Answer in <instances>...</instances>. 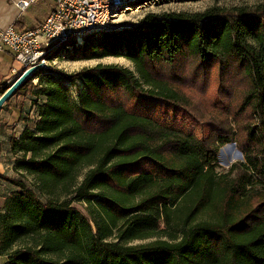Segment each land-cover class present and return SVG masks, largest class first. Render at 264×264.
<instances>
[{"label": "trees", "instance_id": "1", "mask_svg": "<svg viewBox=\"0 0 264 264\" xmlns=\"http://www.w3.org/2000/svg\"><path fill=\"white\" fill-rule=\"evenodd\" d=\"M225 33L229 52L217 48ZM74 41L55 48L49 59L123 55L136 62L144 80L155 83L158 65H172L184 54L199 59L197 68L206 74L219 64L221 80L233 66L248 83L236 117L248 118L240 140L244 161L227 173L217 171L220 147L231 138L224 128L204 138L126 107L118 99L121 92L135 99V106L184 104L159 86L144 88L129 68L100 63L64 77L77 89L75 101L51 66L41 67L15 93L41 100L37 108L32 98L34 128L11 138L21 173L17 179L0 174L15 186L0 214L6 264H264V6L233 16L219 10L149 14L138 25L89 34L79 45ZM9 86L0 82V96ZM104 139L108 142L101 145ZM24 173L34 175L43 189L62 183L65 193L73 187L75 200L108 205L121 240L149 237L161 221L171 223L175 211L183 220L181 237L135 245L109 241L106 228L95 231L69 200L41 199L22 179ZM137 196V202L127 200ZM203 213L208 216L199 219ZM116 219L123 223L116 225ZM31 234L43 236L33 246L15 248ZM64 247L69 253L51 256Z\"/></svg>", "mask_w": 264, "mask_h": 264}, {"label": "rangeland", "instance_id": "2", "mask_svg": "<svg viewBox=\"0 0 264 264\" xmlns=\"http://www.w3.org/2000/svg\"><path fill=\"white\" fill-rule=\"evenodd\" d=\"M264 6V0H131L128 3L123 4L118 13H114L116 17L115 25L116 29L135 26L140 24L144 18L149 14H155L162 16L165 14H187L194 15L197 13H204L211 10H219L221 14L225 16L238 15L240 12H253ZM118 14V15H116ZM217 48L223 52H229V38L225 33L218 42ZM196 51V50H195ZM118 64L123 67L129 68L133 71L135 76L141 81L144 88L153 89L155 87H161L167 94L175 95L177 100L184 102H175L174 107L168 106H149L137 105L135 99H131L122 92L119 93L118 99L124 101L126 107L130 110L147 111L150 115L159 118L168 123L177 124L183 127L185 130L195 132L200 137H207L211 133H215L217 130L226 129L231 132L230 141L220 147L217 161V171L219 173H227L233 164L244 161V156L240 147V140L244 138V124L248 118L242 114L238 116L236 120L238 108L243 102V94H246L248 89V83L246 78L238 73L233 72V66H229L230 70L226 72L224 80L220 78L219 64L213 63L208 74L202 68H197L199 65V59H196L192 54H184L175 61L172 65L160 64L156 72L158 83L152 79L151 82H147L141 76L138 71L137 64L134 60L117 55H107L104 57L88 58L73 60L67 56H58L51 60L50 66L52 68V74L64 80L67 84L68 93L72 100H77L75 86H70L64 77L75 74L86 67H93L97 64ZM17 65L18 69L22 66L12 61L8 56L0 54V82H6L9 79L10 67ZM6 76H8L6 78ZM19 76V75H18ZM16 76V78L18 77ZM6 78V81H5ZM13 81L7 83L12 84ZM29 102L32 98L40 102L39 97H34L32 93L27 95H21ZM12 103L16 100L19 104L23 102L13 95ZM111 102H116V98H111ZM26 103V100H24ZM35 103V101H34ZM37 108L34 107L35 110ZM143 108V109H142ZM234 134V135H233ZM108 140L104 139L101 143L106 144ZM89 167H85L78 172L77 183H80L87 173ZM22 179L32 188H34L38 195L43 200H63L67 199L71 202V205L77 208V210L87 217L95 231H99V228L109 233L107 237L109 241H119L128 245L144 244L156 239L171 240V238L181 237V228L183 220L179 214L180 211L173 213V220L171 223L167 221H161V225L158 231L151 233L147 238L134 239V240H121L118 238V228H114L112 223L113 212L108 205L95 201L96 199H87L78 201L74 199L75 193L73 187L69 188V191L65 193L63 191L62 183L53 188H41L43 185L36 180L34 175L25 174ZM76 183V184H77ZM46 189V190H45ZM73 190V191H72ZM141 196L128 197L127 200L131 203L140 200ZM183 215V214H182ZM207 213L199 215V219L205 218ZM117 224L121 225L123 219H116ZM108 226V227H106ZM103 233V231H102ZM43 234H31L26 236L19 242H17L15 248H20L26 245H35L38 243ZM62 251L54 253L51 256L56 258L63 257V252L69 253L68 248H61Z\"/></svg>", "mask_w": 264, "mask_h": 264}, {"label": "built area", "instance_id": "3", "mask_svg": "<svg viewBox=\"0 0 264 264\" xmlns=\"http://www.w3.org/2000/svg\"><path fill=\"white\" fill-rule=\"evenodd\" d=\"M56 6L45 21L36 28L18 30L14 25L0 28V54L9 52L13 61L26 69L34 63L46 65L42 60L44 45L55 39L66 38L69 34L82 33V30L112 27L107 24L106 10L120 0H55ZM30 1H21V6ZM18 71L17 65L10 73Z\"/></svg>", "mask_w": 264, "mask_h": 264}, {"label": "crops", "instance_id": "4", "mask_svg": "<svg viewBox=\"0 0 264 264\" xmlns=\"http://www.w3.org/2000/svg\"><path fill=\"white\" fill-rule=\"evenodd\" d=\"M21 1H30V3L23 7L19 4ZM55 6V0H0V28L11 25H14L18 30L36 28L45 21ZM4 54L13 61L9 52L5 51L1 55ZM21 70L22 68L18 69L16 75L11 72L9 77L6 76L9 78H7V83L20 75ZM15 97L17 98L14 99H20L23 102L17 104L14 100L12 103V98H10L0 110V174L10 179H17L21 173L15 169L16 160L20 154L12 150L11 138H19L26 128H34L37 116L34 106L28 108V100L24 99L25 97L23 98L21 95H15ZM29 103L32 106L31 101ZM14 190V184L0 178V214L4 212L6 196ZM8 256V254L0 252V264H6Z\"/></svg>", "mask_w": 264, "mask_h": 264}, {"label": "bare ground", "instance_id": "5", "mask_svg": "<svg viewBox=\"0 0 264 264\" xmlns=\"http://www.w3.org/2000/svg\"><path fill=\"white\" fill-rule=\"evenodd\" d=\"M129 1H131V0H120L117 4L109 6L108 10H106V21H107V24H111L112 27H102V28H94V29L82 30V33L69 34V35H66V38L55 39L51 44L44 45V50H43V53H42V60L46 62V65H41V63H34V66H36V65H41V67L50 66L51 60L48 57V56H50L49 53L51 51H53L55 48H57L58 46H60L61 44H63V43H69V41H71V40H76L74 42H77V44L79 45V44L83 43L84 38L86 36H88L89 34H92V33L94 34L96 32L116 29L117 26L114 24L115 21H116V17L114 15V13H118L117 10L120 9V7L123 6V4L128 3ZM116 15H118V14H116ZM69 48H70V50L72 49L70 46H69ZM23 69H26V67L22 66V70ZM13 74L16 75L17 71L13 72Z\"/></svg>", "mask_w": 264, "mask_h": 264}, {"label": "water", "instance_id": "6", "mask_svg": "<svg viewBox=\"0 0 264 264\" xmlns=\"http://www.w3.org/2000/svg\"><path fill=\"white\" fill-rule=\"evenodd\" d=\"M41 65H36L28 69H23L22 73L16 78V80L6 89V91L0 96V110L4 104L15 95L16 91L30 79L39 69Z\"/></svg>", "mask_w": 264, "mask_h": 264}]
</instances>
